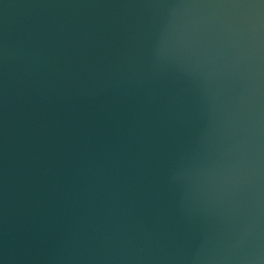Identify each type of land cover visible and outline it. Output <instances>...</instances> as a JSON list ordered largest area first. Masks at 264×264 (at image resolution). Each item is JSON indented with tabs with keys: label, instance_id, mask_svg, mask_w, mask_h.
<instances>
[{
	"label": "water",
	"instance_id": "obj_1",
	"mask_svg": "<svg viewBox=\"0 0 264 264\" xmlns=\"http://www.w3.org/2000/svg\"><path fill=\"white\" fill-rule=\"evenodd\" d=\"M0 264H264V0H0Z\"/></svg>",
	"mask_w": 264,
	"mask_h": 264
}]
</instances>
